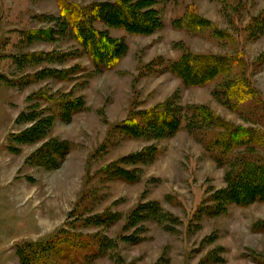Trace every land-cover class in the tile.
Returning <instances> with one entry per match:
<instances>
[{"label": "rangeland", "instance_id": "1", "mask_svg": "<svg viewBox=\"0 0 264 264\" xmlns=\"http://www.w3.org/2000/svg\"><path fill=\"white\" fill-rule=\"evenodd\" d=\"M153 7L161 25L152 33L94 23L128 46L116 67L99 71L59 0H0V264H264V198L242 204L220 194L228 172L242 167L238 160L264 165V144L224 153L206 149L204 128L194 134L182 127L158 139L113 130L135 110L173 99L207 105L231 127L264 131V33L255 19L264 0H155ZM194 13L208 22L183 26ZM39 29L51 39L31 34ZM186 53L240 61L206 84L187 85L168 69ZM71 67L70 79L45 71ZM70 93L84 96L88 108L67 121L59 103ZM24 111L56 116L49 136L70 141L65 159L39 150L42 141L13 139L29 125L25 117L16 121ZM149 145L155 150L137 165L138 181L102 173ZM154 201L160 208L147 217L131 213Z\"/></svg>", "mask_w": 264, "mask_h": 264}, {"label": "trees", "instance_id": "2", "mask_svg": "<svg viewBox=\"0 0 264 264\" xmlns=\"http://www.w3.org/2000/svg\"><path fill=\"white\" fill-rule=\"evenodd\" d=\"M59 2L61 15L69 23L73 34L85 48L91 61L99 71L116 67L127 52L128 46L121 39L114 40L107 30L98 29L94 24L95 22L101 21L106 26L121 27L132 33H152L161 25L158 10L153 7L155 0L94 2L85 6L71 0H59ZM255 19L258 21V31L261 35L264 33V11ZM205 22L208 21L194 13L183 19V26L192 29L203 25ZM31 34L39 38L48 37V39H51L52 37L51 32L41 29L33 30ZM239 58L238 55L230 54L186 53L177 61L170 62L168 69L181 77L187 85H203L222 74L228 73L232 66L240 61ZM74 69L76 68H51L45 69V71H48L54 77L70 79L73 77ZM250 92L251 90L248 93L245 92L241 97L249 95ZM215 93L217 94V91ZM59 105L62 106L60 115L67 121L72 118L74 113L88 108L84 96H73L71 93L61 98ZM55 117L54 114L46 118L40 116L29 117L28 113L22 112L16 121L20 122L24 118V121L28 122L29 125L18 133H12L13 139L18 143L42 141L39 150L47 149L53 156H59L61 160L65 159L72 149L70 141L49 136ZM218 126L225 129L215 135H209V129ZM182 127L194 134H197L203 128L206 129L204 131L207 136L206 149L209 151H213L219 146L225 153L248 143L258 142L264 144V131L257 127H231L227 120L220 117L207 105L182 106L175 104L173 99H168L166 102L151 108L135 110L126 119L116 123L113 130L114 128L118 129L132 138L158 139L173 135ZM104 141L101 146L102 150L110 142L109 138ZM152 150H155L154 145H149L139 151L124 155L106 164L102 173L114 180L122 179L127 182H136L140 179V171L137 165L149 162L147 156ZM221 159H223V155ZM238 162L242 164V167L238 173L228 172V187L223 189L220 194L225 195L226 198L228 197L227 200L232 199L242 204L263 199L264 165L250 160L244 162L238 160ZM159 208L156 201L145 202L135 207L131 213L134 212L135 216L146 214L147 217L148 213L156 212ZM156 217L159 216L154 215V218ZM161 220L159 217L158 221Z\"/></svg>", "mask_w": 264, "mask_h": 264}, {"label": "crops", "instance_id": "3", "mask_svg": "<svg viewBox=\"0 0 264 264\" xmlns=\"http://www.w3.org/2000/svg\"><path fill=\"white\" fill-rule=\"evenodd\" d=\"M19 115H20V114H19ZM19 115H18V116H19ZM13 120H15V119H13ZM53 126H54V125H53ZM52 130H53V128H52ZM51 132H52V131H51ZM51 132H50V134H51ZM50 137H53V136H50ZM67 140H68V139H67Z\"/></svg>", "mask_w": 264, "mask_h": 264}]
</instances>
